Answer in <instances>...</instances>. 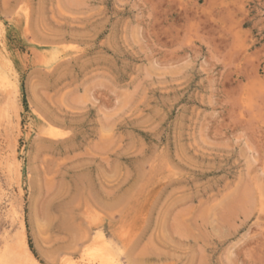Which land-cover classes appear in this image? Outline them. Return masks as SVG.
Masks as SVG:
<instances>
[{
	"label": "rangeland",
	"instance_id": "obj_1",
	"mask_svg": "<svg viewBox=\"0 0 264 264\" xmlns=\"http://www.w3.org/2000/svg\"><path fill=\"white\" fill-rule=\"evenodd\" d=\"M0 70V248L264 264V0H0Z\"/></svg>",
	"mask_w": 264,
	"mask_h": 264
},
{
	"label": "bare ground",
	"instance_id": "obj_2",
	"mask_svg": "<svg viewBox=\"0 0 264 264\" xmlns=\"http://www.w3.org/2000/svg\"><path fill=\"white\" fill-rule=\"evenodd\" d=\"M10 52L11 51H9V53ZM12 87H13V82L11 80L10 74H7L0 70V88L9 91L10 89H12ZM49 135L52 137L55 136L52 132L49 133ZM13 218H14V211H11L10 220L12 221V223H14ZM93 242H94L93 249L87 250L86 255L89 256L91 260L94 259L95 261V259H98V261H101V264H102L104 263V261H107V259L109 258L108 257L109 255L106 256L108 252L106 240L101 235H97ZM2 243H3V246L0 248V264H38L35 257L30 252L28 245H27V241L23 234H20L16 240L10 239L8 237L4 238Z\"/></svg>",
	"mask_w": 264,
	"mask_h": 264
}]
</instances>
